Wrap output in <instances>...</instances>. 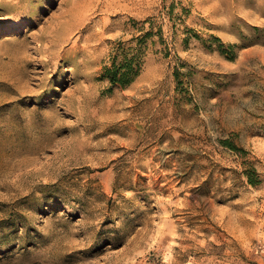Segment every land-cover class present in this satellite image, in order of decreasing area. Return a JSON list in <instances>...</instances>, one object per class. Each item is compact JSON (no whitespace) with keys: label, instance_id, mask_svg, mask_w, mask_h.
I'll use <instances>...</instances> for the list:
<instances>
[{"label":"rangeland","instance_id":"1","mask_svg":"<svg viewBox=\"0 0 264 264\" xmlns=\"http://www.w3.org/2000/svg\"><path fill=\"white\" fill-rule=\"evenodd\" d=\"M258 241L264 0H0V264H262Z\"/></svg>","mask_w":264,"mask_h":264},{"label":"trees","instance_id":"2","mask_svg":"<svg viewBox=\"0 0 264 264\" xmlns=\"http://www.w3.org/2000/svg\"><path fill=\"white\" fill-rule=\"evenodd\" d=\"M153 35L154 31L151 30L128 40H117L111 51L109 62L103 67L102 76L112 85L129 86L142 71L148 39ZM225 143L240 153L244 151L231 140H225ZM244 172L251 184L256 185L261 182L257 168L247 160L244 162Z\"/></svg>","mask_w":264,"mask_h":264},{"label":"built area","instance_id":"3","mask_svg":"<svg viewBox=\"0 0 264 264\" xmlns=\"http://www.w3.org/2000/svg\"><path fill=\"white\" fill-rule=\"evenodd\" d=\"M255 255L261 260L264 264V241H258L253 248Z\"/></svg>","mask_w":264,"mask_h":264}]
</instances>
